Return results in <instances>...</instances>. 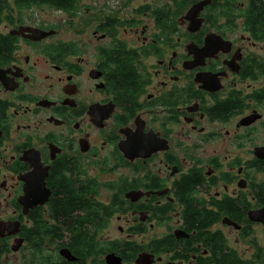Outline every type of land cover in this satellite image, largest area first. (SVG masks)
I'll return each mask as SVG.
<instances>
[{"label":"flooded vegetation","instance_id":"obj_1","mask_svg":"<svg viewBox=\"0 0 264 264\" xmlns=\"http://www.w3.org/2000/svg\"><path fill=\"white\" fill-rule=\"evenodd\" d=\"M262 209L264 0H0V264H263Z\"/></svg>","mask_w":264,"mask_h":264},{"label":"trees","instance_id":"obj_2","mask_svg":"<svg viewBox=\"0 0 264 264\" xmlns=\"http://www.w3.org/2000/svg\"><path fill=\"white\" fill-rule=\"evenodd\" d=\"M49 2L51 3V5H56V4L59 5L60 0H49ZM58 194H61L62 198L59 200L61 206L60 205L55 206L54 210H55L56 215L57 216H62V215L70 216L72 212H74L78 208L77 197L73 194L72 190H70L68 187L60 188V190L58 191ZM42 226H43L42 224L39 225V231L41 232V234L43 233ZM27 232L29 233V230H27ZM28 241L30 242V240ZM32 241L38 244V246H36L35 248L37 249L36 251L39 252L40 254L41 249L43 248L42 236L37 237L36 235V237L35 236L33 237ZM256 259L261 261L264 264V258L259 257ZM228 262H229V258H227L226 261H221L220 264H228ZM239 264H252V262L242 261V262H239Z\"/></svg>","mask_w":264,"mask_h":264},{"label":"water","instance_id":"obj_3","mask_svg":"<svg viewBox=\"0 0 264 264\" xmlns=\"http://www.w3.org/2000/svg\"><path fill=\"white\" fill-rule=\"evenodd\" d=\"M200 9H201V6H200ZM44 203H45V200H42V201L36 203L35 206L38 204L43 205ZM251 219L253 221H256V222H264V209L253 213V215L251 216ZM19 231H20V224L19 223H2V222H0V237H4L6 234L7 235H16L17 233H19ZM22 243H23V240H19L18 244L16 246L12 247V250L17 251L21 247ZM61 255L74 260L71 257V254L69 253L68 250H62Z\"/></svg>","mask_w":264,"mask_h":264},{"label":"rangeland","instance_id":"obj_4","mask_svg":"<svg viewBox=\"0 0 264 264\" xmlns=\"http://www.w3.org/2000/svg\"><path fill=\"white\" fill-rule=\"evenodd\" d=\"M53 14V13H51ZM246 259H250V256L245 257ZM22 263V256L21 255H13L11 254L6 260V264H21Z\"/></svg>","mask_w":264,"mask_h":264}]
</instances>
